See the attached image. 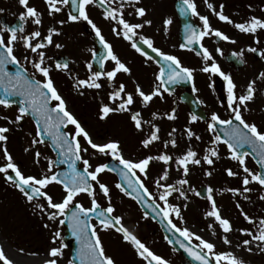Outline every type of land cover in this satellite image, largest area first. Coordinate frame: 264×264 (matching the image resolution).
<instances>
[{
  "label": "flooded vegetation",
  "instance_id": "1",
  "mask_svg": "<svg viewBox=\"0 0 264 264\" xmlns=\"http://www.w3.org/2000/svg\"><path fill=\"white\" fill-rule=\"evenodd\" d=\"M121 3L124 4L122 9L123 18L130 24L142 25L140 29L136 30L137 35L132 37V41H126L123 39V36H117L113 33L112 28L115 26L114 22L103 18V9L98 4L89 5L86 9L89 18L100 29L105 41L111 46L112 52L130 69V73H117L111 84L102 75L98 81L102 85L100 89L84 88L81 89L83 92V95H81L73 88L76 79H87L92 72L98 71L106 73L112 70L115 65L110 59H104L103 66H101V57L106 56L107 53L99 43L91 26L86 21L70 22L67 20L70 14H78L73 12L70 3L67 5L58 4L57 6L61 8V11L49 15L45 0H28V6L35 8L40 14L41 23L37 25L32 22V17H26L23 21L20 20L21 14H24L26 10L19 4V0H0V39L7 44V40L11 34L9 29H17V39L13 41L12 48L13 55L19 61L18 65L6 63L3 65V69L10 76H14L17 71L23 69L25 70L26 78L34 77L37 80H43V77L35 72L32 63L29 62L38 61V53L43 52L44 66L50 68V78L53 80L59 94L66 103L74 102V108L77 105L81 106L82 109L80 110L87 109L89 106L88 103L93 99L108 97L111 91L119 88L120 84H124L125 92L134 95L135 102L129 108L137 109L140 112L142 127L140 130H137L132 120L126 121L123 118L126 124L131 127L129 129V136L135 138V150L130 140L128 144L121 143L127 146L125 149H128V147L133 148V151L130 150L131 153L128 152V154H131L130 157L127 156L126 151H121L122 156L133 162H137L147 156H158L161 153L172 157L169 165H164L157 160L151 161L147 168L146 179L138 170L136 171V178H139L144 183L152 194V201L162 209L164 202L159 199L158 193L163 191V189H158L155 186V181L158 180L166 167L168 168V179L167 181H161V184H173L175 178L184 176L183 169L175 163V160L185 154V141L187 139L194 144L195 149H203L202 157L206 154L205 150L207 149H215L218 153L221 146L225 148L221 143L212 144V139L216 134L214 130L212 132L208 131V124L212 122L211 115L213 113L224 120L232 119L233 113L229 109L228 103L227 81L218 73L212 71L204 72L202 69L206 66L210 67L215 62L220 71L229 76L235 85L233 92L236 97H239L243 93L236 87L241 77V81L245 79L248 82L253 78L258 84L255 90H261L264 94V78H258L261 73H264V56L247 50L251 47L257 48L260 52H264V29H257L253 34L240 32L234 26L236 23H247L252 17L264 20V0H207V3H205V0H201L199 6H196V11L199 15L192 16L196 26L194 28L197 31L202 30L203 26L199 16H205L208 18L211 28L219 30L228 36L229 41L220 40L215 36L208 35L203 37L199 44H190L195 48L193 51L186 47L181 48L182 43L179 39L181 29L180 20L177 16L162 15L163 12H159V10L163 6L158 7L156 0H139V3L113 0L112 6L119 7ZM208 4H211L213 7L209 8ZM136 7L144 8L145 15L141 17L136 16ZM221 11L233 21L232 24L222 22L218 19L215 13ZM165 19L171 20V23L167 26V30H165L163 23ZM61 20L65 21V23H58ZM144 21H151V23L145 24ZM21 27L23 29L22 31H20ZM49 29L55 30L51 36V44L43 39V37L49 35ZM33 31H39L41 33L40 37L32 38L31 33ZM140 36L150 39L153 47L163 53L175 56L182 67L191 69L192 79L190 81L184 79L178 82L176 88L171 92L164 91L160 81L156 79V76L161 72V66L153 58L147 56L145 52H143L144 55H141L131 46L132 42H135L141 51L142 49H148L152 55L160 58L151 48L140 43ZM24 38H28L29 43L32 45L43 43L45 46L37 49L36 53H33L30 49L24 47ZM56 45H61V47H57ZM201 46L208 50L211 60L203 59V53L200 51ZM217 49L220 51H217ZM2 51L3 49H0V52ZM26 56L28 60H25ZM228 58H233V62H228ZM65 62L68 64L67 70L56 69L55 65L57 63ZM132 62H137L141 66H135L131 69L129 65ZM88 64H91V69L87 67ZM143 71H145V75L141 77ZM243 73H245V76ZM5 78L8 80V77ZM137 86L146 94L152 91L151 86L155 88L159 87L162 103L154 104L151 108H147L149 107V103L142 105L140 97L135 96L134 87ZM186 99L191 101L195 100L200 107L201 111L198 114L200 117L195 121L190 122L192 114L188 106L184 104ZM55 103V101H52V106H55ZM236 103H238V100L234 101V105ZM250 105V102H246L248 111H243L244 106H241L242 114L243 112L246 114L250 113ZM4 109L9 110L7 114L2 113ZM262 111L263 113L261 115H264L263 107ZM72 113L75 114L74 112ZM153 113L157 114L156 119H153ZM18 114L17 106L9 105V107L5 108L0 105V115ZM124 114L122 112L125 118L131 116L130 111L124 112ZM168 114L174 115L175 119H167ZM11 120L14 121L13 119ZM27 123L35 131L33 123L26 115L19 124L8 123L5 125V127L10 129L7 132L10 143L12 142L13 136L21 134L24 130L26 133ZM190 123H194L195 126L196 124L198 125V140L195 138L196 135H194L195 130L189 127ZM153 125L159 129V140L151 144L148 148H145L141 141L150 135ZM173 129H175L174 132ZM186 130H190L193 133L192 138L188 137ZM169 133H172V135L169 136ZM174 133L179 136V139L173 137ZM173 139L176 142V147H173L169 142ZM165 142H169L167 147H165ZM43 146L46 147L47 145ZM211 158L214 162L210 165V169L206 168V170L211 174H215V164L218 155L217 157ZM116 161L119 162L118 160ZM7 186L12 187L11 189H16L11 183H8ZM16 191L0 192V200L3 202V200L12 199L11 196L15 200L25 199L17 189ZM14 195H18V197H14ZM37 202L45 203L44 200H34L30 204L34 205ZM46 211L51 212L55 210L46 209ZM139 212L141 213L140 210ZM112 215L121 217L123 227L140 240L151 252L157 255L156 248L147 239L149 238L147 229H144L146 234H142L140 230L135 229L128 223L126 224L120 212L114 211ZM59 219H62V217H58L57 221H49L47 215L39 213L38 210H34V206L23 209L19 206L0 207V250H3L7 258L12 261V264H45L46 260L51 259L48 255L49 250L54 247L59 248L63 245L62 238L64 236V229L59 224ZM144 219L148 218L145 216ZM148 220L154 227L159 229L155 222L150 219ZM45 224H48L49 227L46 228L44 226ZM98 226L102 227L101 225ZM57 231L60 232V237L56 238L55 243H53V234ZM104 231L106 235H111L117 239L119 244L125 245L134 257H139L142 263L145 264L146 260L137 255L136 250L130 242L124 241L121 233L113 229ZM64 250H66L70 257V249L63 245ZM59 257H56V259ZM0 264H3V262L0 261Z\"/></svg>",
  "mask_w": 264,
  "mask_h": 264
},
{
  "label": "snow or ice",
  "instance_id": "2",
  "mask_svg": "<svg viewBox=\"0 0 264 264\" xmlns=\"http://www.w3.org/2000/svg\"><path fill=\"white\" fill-rule=\"evenodd\" d=\"M124 2L139 3V0H124ZM45 3L48 6L49 15H52L53 13H59L61 11V8L57 6L58 4L67 5L70 3L73 12L78 14H70L67 20L70 22L86 21L91 26L92 31L99 40V43L106 50L107 55L101 57V66H103L104 59H110L114 62V68L110 71H107L106 73L97 71L92 72L87 77V79H76L75 83L73 84V88L76 89L79 94L83 95L81 89L84 88L100 89L102 85L98 81L102 75L105 76L107 81L111 84L117 73H130V69L127 68L126 65L122 63L112 52L111 46L105 41L100 29L89 18L86 11L87 6L98 4L103 9V18L114 22L115 26L112 28L113 33L117 36H123V39L126 41H132V37L137 35L136 30L140 29L142 25L130 24L123 18V3H121L119 7L112 6L113 0H45ZM205 3H207V0H205ZM19 4L26 10V12L20 16L21 21L25 20L26 17H32V22L34 24L39 25L41 23L40 14L35 8L28 6V0H19ZM208 7L212 8L213 6L208 4ZM180 11L182 14L191 13L192 16L199 15L196 11V6L193 0H181ZM129 14L131 15V13ZM135 14L138 17L144 16L145 9L136 7ZM215 15L222 22L229 24L233 23V21L229 19L228 16L224 15L222 11L216 12ZM199 19L202 22V30L197 31L192 25L185 26L186 44H199L202 38L208 35L215 36L220 40L229 41L228 36L224 35L219 30L211 28L207 17L199 16ZM58 23L63 24L65 21L61 20L58 21ZM144 23L150 24L151 21H144ZM163 23L165 30H167V26L171 23V20L165 19ZM234 26L240 32L254 34L257 29H264V20L252 17L247 23H236ZM22 30L23 29L21 27L20 31ZM9 31L11 34L7 40V44H5L2 39H0V49H3V51L0 52V72H3V75L8 77L9 80L10 86L5 85L4 87L6 95H20L22 97L20 101V107L18 109L19 114L15 117L14 121L9 120V123L19 124L24 116L29 111H31L35 116L38 117L36 136L39 137L44 135L51 137L52 144L58 149L59 155L62 157L60 163H66L68 165L69 171L64 172L62 175L52 172L53 161L48 160V172L51 173L50 175H44L40 178L34 176H25L19 170L18 166L13 162L12 157L8 153L7 149L4 148L3 158L7 161V163L3 166H0V173L4 174L5 181L10 182L12 186L15 187L29 203H32L34 200L39 201L41 198H43V200L46 201V206L43 203L37 202L34 204V210H38L39 213L47 215V219L49 221H57L58 217H63L62 219H59V224L61 225L65 223V220L68 221L69 228L72 230L73 235L77 238V241L81 245L78 253L81 264H115L113 259L105 254L95 226L87 223L86 218L89 217L90 213H95L99 224L102 226L101 230L115 228L116 232L122 234L124 241L130 242L136 250L137 255L147 260L148 264H168V261L151 252L140 240H138L125 227H123L121 224V217L112 215L114 208L110 202L109 188L105 184L100 183L98 180V175L105 170L116 171V169H107V165H99L94 170L90 171L89 169L91 168V165L89 160L83 159L82 157V153H87L88 149L82 147L78 137L82 136L87 142L88 146L95 152L111 155L114 160L119 161V164L123 166V169L120 170L119 174L131 191H126L125 188H123L119 183L116 184V187L120 189L124 195L131 196L137 201H141L145 197L149 201H152V194L139 178H135L136 171L138 170L139 173L144 175L146 179L147 168L151 161L157 160L162 162L164 165H169L172 157L161 153L158 156H147L144 159L133 162L125 159L122 156L119 150V143L116 141H110L105 144L94 143L77 119L67 110L65 100L61 97L54 85L53 80L50 78V68L44 66L43 52L38 53V61H29L32 63V67L35 69V72L39 73L43 77V80H37L34 77L26 78V73L23 69L17 71L14 76H10L9 73L4 71L3 65L6 63H11L13 65L19 64L17 58L13 55L12 48L13 41L17 39V29L11 28ZM54 31V29H49V35L43 37V39L49 44L52 43L51 36ZM40 35L41 33L39 31H33L31 33L32 38L40 37ZM139 39L141 44L147 45L153 52L156 53L158 57H160L165 62L168 83L176 84L184 79L189 81L192 79V70L182 67L179 60L175 56L165 54L159 49L153 47L152 41L148 38L140 36ZM44 46L45 45L43 43H36L35 45H32L29 43L28 38H24V47L26 49H30V51L33 53H36L37 49L43 48ZM56 46L61 47V45ZM131 46L141 55H144L140 47H138L135 42H132ZM184 47L185 44H182L181 48ZM247 50L257 55L264 56V52H260L257 48L250 47ZM200 51L203 53L204 60H211V56L207 49L201 46ZM217 51L220 50L217 49ZM25 60H28L27 56L25 57ZM55 67L57 70H67L68 64L66 62L57 63ZM87 67L91 69V64H88ZM202 71H212L218 73L225 81H227L229 109L233 113L232 119L228 120L221 119L215 113L211 115L212 122L208 124L209 132H212L214 130V125L217 124L221 126H228L229 129L225 132L226 139L221 140L219 135L214 136L212 139V144H225L230 154V159L239 163L240 168L245 173L242 178V185L245 186L243 188V192L246 193L251 191V189L247 187V185H249L251 182H255L264 187V173L259 171L254 173L248 167H246L245 157L248 155V153L239 151L241 147L248 145L252 151L259 156L260 167L264 168V132L259 131L255 124L247 123L243 119L241 109V106H244L243 111H248L246 102H250L254 99V93L256 91L254 88V82L250 81L247 85L246 92L239 97H236L233 92L235 85L232 83L229 76L220 71L215 62H213L210 67H204ZM163 75L164 67L161 68L160 74L156 76V79L160 81L161 85L166 83V81L161 79ZM258 78H264V73H261L260 77ZM164 90L167 91L168 89L165 88ZM160 95L161 93L159 88H154L150 93L147 94L139 86H137L135 89V96L140 97L142 105H147L153 99V97ZM108 99L111 102L119 101V103H115L114 107L102 103L99 108V118L101 120L105 119L110 113L130 111L129 106L135 102L134 95L132 93L125 92L124 84H120L119 88L111 91L108 94ZM237 100L238 103L234 105V101ZM52 101L56 102L54 107L49 106ZM0 105L7 108L9 107V101L7 99L0 98ZM140 116L141 114L138 111L132 112L130 116V119L137 130H140L142 127V120ZM152 117L153 119H156L157 114L153 113ZM166 118L173 120L175 119V116L168 114ZM196 119V116H192L190 122L195 121ZM233 120L237 121L240 127H232ZM68 125L74 126V132L63 131V128L67 127ZM9 131L10 129L7 127H0V142L7 141L8 137L5 135V133ZM158 131L159 129L153 125L150 135L141 141L143 147L148 148L151 144L159 140ZM174 131L175 129H173V132ZM186 131L188 137L192 138L193 133L190 130ZM171 135L172 133H169V136ZM196 139H199V137H196ZM42 142V140L34 139L32 143L35 145L36 143ZM169 142L173 147H176V142L174 139ZM169 142H165V147L168 146ZM25 151H28V149H25ZM217 155L218 153L215 149H207L206 154L202 157L203 162L205 164L212 165L214 161L211 157H217ZM35 156L38 162L40 153L36 152ZM196 157L197 153L189 148L184 155L176 158L175 163L181 169H183L184 176H187L188 174L189 164L199 165L201 163V160L197 159ZM78 161L83 164L82 171L77 169ZM9 170H11V173H13L14 176L9 174ZM225 171L229 177H234L237 175V173L233 172L231 169H226ZM129 175L135 178L134 182L132 179H129ZM205 175L208 176L211 175V173L205 172ZM167 179L168 168L166 167L164 168L163 173L159 176L158 180L155 181V186L158 189H163V191L158 193L159 199L164 202L163 208L161 209L163 213V219L168 221V229L170 231L179 233V235L188 242V245L190 246L181 244V247L188 254V256L191 257L192 260L198 261L199 264H210V253L212 254L211 258L215 260L216 264H222V262H224V264H243V261L235 258L230 252H214V244L202 239L200 236H196L187 228H179L174 223H172L171 219H169L170 215L175 214L176 217H180L181 212L178 206L170 205L167 198L172 195L173 192H179L180 196L182 197L185 195V193L181 188L176 187V185L160 183L161 181H167ZM93 181L99 185V191L104 195L105 198L109 200L108 206L100 211H97L100 209V205L95 199L96 193L91 183ZM51 183L62 185L65 195L60 202H54L52 197L48 195L46 191H43V189H45ZM176 183L183 186L186 185L188 181L186 179H179ZM212 191L213 189L211 187L207 189V192L209 193L207 199L211 207L210 210L205 213V215L207 217L214 218L222 231L224 233H229L232 230L230 221L221 217L211 195ZM228 191H231L233 195L240 194L239 189H228ZM81 193H86L91 198V207L85 208L80 203H75L74 208L71 211V215L65 217L66 210H68L69 206L73 204L74 198ZM197 195H199V193H197ZM260 199L264 200V195H262ZM152 202L155 204L154 201ZM236 206L237 208L240 207L239 204ZM155 207L159 208L160 206L155 205ZM46 209H52L55 211L48 212ZM241 215H243L245 220H247L249 223H252V220L242 211ZM82 217L85 219H82ZM44 226L46 228L49 227L48 224H45ZM211 227L212 225H209V228ZM240 231L242 235L251 237L250 240L245 239L242 241L246 251L250 252L252 250L250 247H248L252 242H258L260 251L264 252V219L260 220V228L256 234H253L251 231H247L245 229H241ZM53 236V243H55V239L60 237V232H55ZM193 239L199 241V244L192 245L191 242ZM222 240L225 244L231 243L226 235L222 237ZM239 246L240 245H237V247ZM62 248L63 245H61L59 248H51L48 254L51 259L46 260L45 264H57L56 257L61 256ZM197 248H199L200 251H197ZM0 261H2L3 264H12V261L7 258L3 250H0ZM69 264H71V261H69Z\"/></svg>",
  "mask_w": 264,
  "mask_h": 264
},
{
  "label": "rangeland",
  "instance_id": "3",
  "mask_svg": "<svg viewBox=\"0 0 264 264\" xmlns=\"http://www.w3.org/2000/svg\"><path fill=\"white\" fill-rule=\"evenodd\" d=\"M160 1L162 2L161 5L163 8L159 10V12H163L162 15L175 16L173 8L174 0ZM200 1L201 0H193L195 6H199ZM165 6L167 7L165 8ZM129 66L131 69H133L135 66L141 65L137 62H132ZM144 75L145 71L142 72L141 77H144ZM243 75L245 76V73H243ZM241 78L240 81H238L236 87L239 88L241 92H243L242 94H244V91H246L247 85L250 81L254 82V88L258 86L253 78L249 80V82L245 79L241 81ZM154 88V86H151V90ZM135 89L136 87H134V91ZM161 97V95L153 97V99L149 102V107L147 108L153 107L154 104L157 105L162 103ZM102 103L114 107L115 103L119 102H111L109 101L108 97H100L89 102L88 108L85 109L86 111L80 110L82 107L78 105L74 108V102H69V104L66 103V106L70 113H75H72V115L89 134L91 140L94 143L105 144L110 141H116L119 143L120 152L126 151L127 156L130 157L131 154H128V152L131 153L133 148L131 149L128 147V149H125L127 146L121 144H128L130 140L132 146L134 145L135 138L133 136H129V129L131 127L128 126L123 120L124 118L126 121H131L130 117L127 116V119L122 115V112H117L110 113L105 119L101 120L99 118V108ZM250 104V113L246 114L243 112V119L247 123L255 124L259 131L264 132V115H261L263 113L262 107L264 108V94L261 90L255 91L254 99L250 101ZM8 111L9 110L4 109L2 110V113L7 114ZM135 111H137V109L130 108V113ZM16 116L17 115H0V117H4L0 118V127H5V125L9 123V120H15ZM189 127L195 130L194 135L198 137V125L196 124L195 126L194 123H190ZM66 132H74V126L69 125L66 129ZM5 135L8 137L7 133H5ZM173 137L179 139V136H177L176 133L173 134ZM35 138L36 135L34 129H32L29 123H27L26 133L24 130L21 132V134L13 136L11 143L9 138L7 141L0 142V166H3L7 163V161L3 158V151L4 148H6L12 157L13 162L18 166L19 170L25 176H34L40 178L44 175H50L51 173L48 172V160L54 161V157L47 147H44L40 143L33 145L32 142ZM78 139L82 147L88 149L87 153H82V157L83 159L89 160L91 165V168L89 169L90 171L94 170L99 165H104L106 160L109 157H112L111 155L95 152L88 146L87 142L82 136L78 137ZM185 143L186 151L189 148L195 151L197 153L196 158L200 159L201 163L199 165L189 164L187 176H181L173 180L175 181L173 185L181 188L185 195L182 197L180 196L179 192H173L172 195L168 197V203L173 206H178L181 212L180 217H176L175 214H171L169 219H171L172 223H174L177 227L187 228L196 236H200L202 239L214 244V252L216 253L230 252L235 258L243 261V264H264V259L256 258V254H264L262 251H260L258 242H252L248 246L252 249L250 252L248 251L251 255L246 254L241 256L239 252L241 249L240 247L243 246L242 241L245 239H251V237L247 235H242L240 230L245 229L247 231H251L253 234H256L260 228V220L264 219V200L260 199V197L264 195V187L255 182H251L249 185H247L251 191L246 193L243 192V188L245 186L242 185V178L245 173L242 171L237 161L230 159V154L222 146L218 150V158L215 164V174L206 176L205 172H208L206 168L210 169V165L203 162V149H195L194 144L188 139L185 141ZM25 149H28V151H25ZM36 152L40 153L38 162L35 156ZM245 165L252 172H257L255 164L249 157H245ZM80 166L83 168L82 163H80ZM226 169H231L233 172L237 173V175L234 177H229L226 174ZM55 171L56 170L54 167H52V172ZM179 179H186L188 183L183 186L178 185L176 182ZM98 180L100 183L105 184L109 188L111 205L114 208V211L120 212L122 214L125 223H128L135 229L140 230V233L142 234H146L144 229L148 230L147 234L149 235V238L147 239L156 248L158 256L168 261V264H189L181 255L177 254L167 244L159 229L154 227L148 219H144L145 216L139 212L136 204L116 187L117 182L112 175L106 171H103L98 175ZM92 185L96 193L95 199L97 200V203L101 208H106L108 206L109 200L105 198L104 195H99L97 193L99 185L96 184V182L93 181ZM200 186H206L207 188L211 187L213 189L211 195L221 217L230 221L232 230L229 233H224L214 218L207 217L205 215V213L210 210L211 207L207 199L209 193L206 198L201 199L197 195V189ZM11 188L7 186V182L4 179V174L0 173V192L16 191V189ZM228 189H239L240 194L233 195V193L228 191ZM43 191H46L48 195L53 198L54 202H60L65 195L63 188L56 183L49 184L45 189H43ZM14 197H18V195H14ZM11 198L12 199L9 200H3V202L0 200V207L19 206L23 209L34 206L29 202H26L25 199L15 200L12 196ZM75 203H80L85 208H89L91 207V198L88 195L79 194L74 198L73 205ZM43 204L46 206V201ZM237 204L240 205L239 208H237ZM227 209H229V212ZM241 211L252 220V223H249L247 220H245L244 216L241 215ZM92 225H94L96 228L97 235L102 243L105 254L111 257L115 264H143L141 259L139 257H134L125 245L119 244L118 240L111 235H106L104 233L105 231L101 230L102 227H99L93 222ZM209 225H212V227L209 228ZM225 235L227 236L228 240L231 241L230 244L223 243L222 237ZM191 243L198 245L199 241L193 239ZM237 245L240 246L237 247ZM62 254L63 256H60L57 259V264H69V254L66 252V250L63 251V248ZM209 257H212L211 253L209 254ZM211 259L214 263H216L213 258ZM222 264H224V262H222Z\"/></svg>",
  "mask_w": 264,
  "mask_h": 264
},
{
  "label": "water",
  "instance_id": "4",
  "mask_svg": "<svg viewBox=\"0 0 264 264\" xmlns=\"http://www.w3.org/2000/svg\"><path fill=\"white\" fill-rule=\"evenodd\" d=\"M174 8H175L177 16L180 18V21H181L182 30L180 33V39L183 40V36L186 33L185 26L186 25H192V26L194 25L193 21H192V15H191V13H184V14L181 13V11H180L181 1L180 0L174 1ZM186 46H188V45H186ZM189 48H192V47H189ZM164 72H166V71H164ZM166 76H167V74H166ZM162 80L166 81V83L163 84L164 88H166L168 90H171V88H173L174 85L172 83H168L166 78L163 77ZM5 85L10 86L9 81L3 76V72H0V98L7 99L9 101V104H15L19 108L20 107V101H21L22 97L20 95H6L5 90H4ZM185 102L189 106V109L194 114V116L198 117L199 116L198 115L199 114L198 105L193 103L191 100H186ZM26 115H28L31 118V120L34 122V124L36 126V130H37L38 117L35 116L31 111H29ZM232 127H240V126H239V123L237 121L233 120ZM41 128H42V125H41ZM64 129H65V127L63 128V131H64ZM214 130L216 131L217 135H219L221 137V140H224V139H226L225 132L228 131L229 129H228V126H221V125L217 124V125H214ZM38 138L40 140H42L43 143L48 144L49 148L51 149L53 154L56 156V159L54 162V167L58 169V171L56 173L62 175L64 172L69 171L68 165L66 163H64V164L60 163V160L62 159V157H60L58 149L52 144L51 137L41 135ZM239 151L240 152H247L248 155L251 157V159L256 164L258 171L261 173H264V168H261L260 164H259V156L256 153H254L248 145H244L243 147H241L239 149ZM106 165H107V169H116V171H111V170H108V171L113 172L117 176L119 184H121V186L123 188H125L126 191H131V189L128 188V185L125 184L124 180L121 178V176L119 174L120 170L123 169V166L120 164L114 163L113 160H109ZM77 169L82 171V169H79V161L77 162ZM9 174L14 176V174L11 173L10 171H9ZM129 179H132L134 182L135 178L132 177L131 175H129ZM198 193H199V196L201 198H204L207 196L208 192H207V189L205 187H201L198 190ZM133 200L139 205V207L141 208V210L145 214H147L152 220H154L158 223V225L160 226L165 238L167 237V241L169 242V244L172 246V248L177 253L181 254L190 264H199L198 261L192 260L191 257H189L188 254L181 247V244H183L185 246H190V245H188V242L185 241L184 238L181 237L178 233L172 232L168 229L167 220L163 219L162 212L158 208H156L153 203H151L146 197L141 201H137L135 199H133ZM73 208H74V206H71L70 209L66 210L65 217L71 215V211L73 210ZM100 210H102V209H98L97 211H100ZM82 219H85V218L82 217ZM86 219H87V223H89V224H90V221L92 219L96 220L99 223L98 219L96 218L95 213H90L89 217ZM62 225L65 228V237L63 239V242L65 245H68L71 248V261L73 264H81L79 254H78L81 245L77 241V238L73 235L72 230L69 228L68 221L65 220V223ZM196 250L200 251V249H198V248ZM147 264H148V261H147ZM210 264H214L211 261V259H210Z\"/></svg>",
  "mask_w": 264,
  "mask_h": 264
},
{
  "label": "bare ground",
  "instance_id": "5",
  "mask_svg": "<svg viewBox=\"0 0 264 264\" xmlns=\"http://www.w3.org/2000/svg\"><path fill=\"white\" fill-rule=\"evenodd\" d=\"M156 4H157L158 7H161V6H162V5H161L162 2H161L160 0H156ZM160 5H161V6H160ZM228 207H229V206H228ZM229 209H230V208H229ZM229 209H227L228 212H229ZM240 248H241V249H240L239 252H240L241 256L246 255V254H247V255H251L248 251L245 250L244 246H241ZM263 253H264V252H263ZM253 255H254V254H253ZM256 258L264 259V254H263V255H260V254L257 255V254H256Z\"/></svg>",
  "mask_w": 264,
  "mask_h": 264
}]
</instances>
